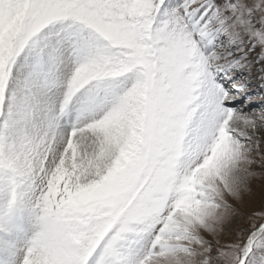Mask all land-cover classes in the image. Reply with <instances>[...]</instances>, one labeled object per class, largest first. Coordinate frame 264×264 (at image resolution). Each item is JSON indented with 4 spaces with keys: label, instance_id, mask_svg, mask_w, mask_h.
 <instances>
[{
    "label": "snow or ice",
    "instance_id": "snow-or-ice-1",
    "mask_svg": "<svg viewBox=\"0 0 264 264\" xmlns=\"http://www.w3.org/2000/svg\"><path fill=\"white\" fill-rule=\"evenodd\" d=\"M264 0H0V264H264Z\"/></svg>",
    "mask_w": 264,
    "mask_h": 264
},
{
    "label": "rangeland",
    "instance_id": "rangeland-1",
    "mask_svg": "<svg viewBox=\"0 0 264 264\" xmlns=\"http://www.w3.org/2000/svg\"><path fill=\"white\" fill-rule=\"evenodd\" d=\"M254 194L257 198L264 196V185H262L260 182H257L254 185Z\"/></svg>",
    "mask_w": 264,
    "mask_h": 264
}]
</instances>
